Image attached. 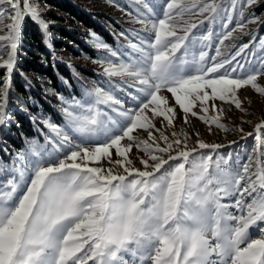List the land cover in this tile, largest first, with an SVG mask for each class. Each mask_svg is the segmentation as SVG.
<instances>
[{"label":"snow or ice","instance_id":"obj_1","mask_svg":"<svg viewBox=\"0 0 264 264\" xmlns=\"http://www.w3.org/2000/svg\"><path fill=\"white\" fill-rule=\"evenodd\" d=\"M262 5L128 0L120 11L140 27L120 33L126 46L93 34L106 53L93 60L101 79L79 96L57 94L59 122L40 120L44 144L26 138L0 159V264H264V121L243 162L199 132L189 148V133L174 127L182 112L183 124L191 114L209 133L228 132L231 106L247 113L240 90L264 98V37L247 31L264 24ZM42 12L38 0H0V131L10 126L22 26L30 19L46 39Z\"/></svg>","mask_w":264,"mask_h":264},{"label":"trees","instance_id":"obj_2","mask_svg":"<svg viewBox=\"0 0 264 264\" xmlns=\"http://www.w3.org/2000/svg\"><path fill=\"white\" fill-rule=\"evenodd\" d=\"M43 1L49 8L48 15L53 22L49 24L46 39L38 25L30 19L22 26L17 63L10 81V103L7 108L11 113L10 126L0 131V159H6L22 149L26 138L40 137L39 129H43L41 119L59 122L60 117L54 106L58 102L53 94H77L80 76L94 75L79 64L53 56V49L60 48L74 57L92 55L93 50L83 38L82 28L101 34L107 41L114 39L101 24V21L112 23L104 14L92 12L74 0ZM31 49H35L37 54ZM0 76H7L2 69ZM11 97L23 98L27 111L21 110ZM32 117H36L35 122Z\"/></svg>","mask_w":264,"mask_h":264},{"label":"rangeland","instance_id":"obj_3","mask_svg":"<svg viewBox=\"0 0 264 264\" xmlns=\"http://www.w3.org/2000/svg\"><path fill=\"white\" fill-rule=\"evenodd\" d=\"M79 5L88 8L92 12L95 13H102L107 18L110 19L112 23H109L107 21L102 23V26L113 36V41H107L101 34H95L90 31H86L83 28L81 29V33L83 34V38H85V41L89 45V47L92 48L93 53L92 55L87 54H80V56L74 57L71 54H68L61 50L60 48L53 49L52 54L55 57L63 58L65 61L68 62H74L76 64H79L88 70L92 71L94 75L92 76H80L81 82L78 84L77 94L76 96L80 95L81 91V84L87 83L88 87H92V82L99 81L101 77L98 75L102 71L101 67L97 63H93V60L99 59L100 56L106 54L103 50H96L93 46V34H95L96 37H98L101 41L108 44L110 47H112L114 50L118 48L120 45H127V41L125 40L124 36H121V32H125V35H128L126 32L127 29L131 27L139 28V25H131L127 21L129 20V17L125 15L124 12L120 11V8L123 7L126 11L128 10V0H112L110 3L109 0H74ZM39 6L41 9H43L42 17L45 19L46 22L49 24L53 22V19L48 15L49 8L44 4L43 0H38ZM264 11V5H262L260 8L256 9L257 14ZM2 27V25H0ZM204 28H207V24L204 25ZM249 33L255 31L256 32V40L258 41L261 37H264V24L262 25H249L248 30ZM251 40V35H244L241 37H238L236 39V44L239 46L242 43H248ZM135 42V41H134ZM229 43V42H226ZM126 51H130L129 49L125 48ZM235 49H233L234 51ZM32 52L37 54V51L35 49H31ZM213 54L210 52V55ZM259 55V53H257ZM58 57V58H59ZM6 58V55H5ZM252 59H255V57H252ZM5 72V71H4ZM6 73V72H5ZM7 75V73H6ZM262 81H264V78H260ZM3 78L0 76V81H2ZM260 82V81H258ZM74 94V93H72ZM165 95L170 96L168 93H164ZM71 95V94H70ZM70 95H64L65 97H68ZM53 98H55L59 103L57 99V95H52ZM247 96V100H244L243 107L247 109V113L241 112L239 110H236L234 105L231 106L232 111L228 113V117H225L222 122L226 123L227 127L230 129L228 132H223L220 130L215 129L214 126H212V132L209 133L208 131V125H205L202 121H200L197 117L191 116L189 114V123L183 124L182 122V112H178L177 118L174 120V127L178 130L180 127H183L184 131L188 132L191 139L188 142L189 148H192L195 144V141L197 139L195 133L199 132L200 136L199 139H202L203 141L207 143H218L224 145L223 148L219 149L218 151L223 154L225 157L228 154H231L233 158H235L237 155L241 156L242 162L247 160V153L250 152L255 144V127L256 125L260 124L262 121H264V98H261L258 94H256L251 88L242 89L238 92V97L242 100L244 97ZM250 101V103H249ZM217 105L221 104L222 102H216ZM55 108L58 111V104L54 105ZM225 107H228L227 105ZM194 111L199 112L198 108H194ZM200 115H203V113H199ZM213 112H209V116L213 115ZM159 126V125H158ZM234 128H242L243 132H240L238 130H233ZM45 131H47L45 129ZM169 132L171 129L168 130ZM248 133H252V135H247ZM40 134V132H39ZM155 134V133H154ZM165 134H168L166 132ZM241 136H244V139H241ZM261 137L264 139V130L261 131ZM33 139L38 140L39 144H44L45 138L43 135L40 134L39 136H35ZM232 141H236V143H230ZM135 151V149H134ZM204 152L210 151V150H201ZM6 157H8L6 155ZM11 157V156H10ZM10 157L8 158H1L5 162L10 161ZM215 159V157H214ZM173 163V162H170ZM137 167H142L141 165L137 164ZM231 211L235 212V209H231ZM126 259H130L129 257H126ZM91 264V262H89Z\"/></svg>","mask_w":264,"mask_h":264}]
</instances>
